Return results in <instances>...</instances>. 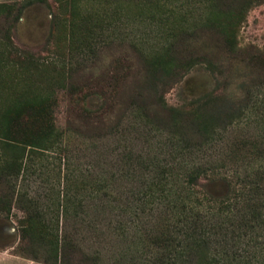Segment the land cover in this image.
Returning a JSON list of instances; mask_svg holds the SVG:
<instances>
[{
    "label": "rangeland",
    "instance_id": "374dc122",
    "mask_svg": "<svg viewBox=\"0 0 264 264\" xmlns=\"http://www.w3.org/2000/svg\"><path fill=\"white\" fill-rule=\"evenodd\" d=\"M246 1L31 0L22 9L11 29L12 41L41 60L53 57L48 48L54 16L64 24L55 64L45 70L48 79L42 87L53 102L51 139L57 143L51 149L25 151L26 168L16 181L17 204L31 206L35 214L30 217L17 206L9 214L0 213V264H54L47 261L46 241L55 244L63 233L75 248L64 264H159L154 235L164 212L148 198L158 192L148 188L158 170L170 167L164 189L179 208L203 194L227 196L230 181L243 176L246 162L253 170L264 166V0ZM234 8L241 9L224 10ZM72 19L77 37L92 29L99 42L94 45L95 38H89V45L70 49ZM3 25L7 20L0 13V32ZM136 48L162 65L172 63L169 48L175 56L195 61L162 97L169 107L193 113L199 129L188 117L179 118L175 131L165 114L140 118L136 110L125 108L121 96L109 110H99L102 99L94 92L85 100L95 113L91 123L79 116L71 92L78 86L88 91L102 87L108 64L115 58L135 62ZM4 74L1 121L13 128L15 117L32 106L34 114L40 113L41 126H28L29 131L43 135L49 116L41 107L47 95L30 99L28 83L23 90L20 78ZM64 156L69 160L67 180ZM203 168L190 182L189 174ZM6 193L7 186L0 184V195ZM257 238L264 241V235ZM231 242L226 236L229 249ZM219 243L220 235L211 234L209 244L217 248ZM179 260L197 264L193 254ZM225 261L220 264H264V252L258 249L249 263L232 256Z\"/></svg>",
    "mask_w": 264,
    "mask_h": 264
},
{
    "label": "trees",
    "instance_id": "16d2710c",
    "mask_svg": "<svg viewBox=\"0 0 264 264\" xmlns=\"http://www.w3.org/2000/svg\"><path fill=\"white\" fill-rule=\"evenodd\" d=\"M29 3H31V0H26L19 5L16 3L0 4V13L4 14L7 20V25H3L0 32V74L16 75L22 80L20 82L22 85L19 87L23 90L25 88L23 83H28V94H24H27V97L30 96V99L43 98L42 94L47 95L44 99L47 100L48 98V102L45 106L42 105L41 111L43 110L45 116H49V121L44 128V134L35 135L29 131L28 126L38 125L40 127L41 124L38 120L41 116L40 113L34 114L32 106L26 108V110L23 109L15 117L13 128H9L5 121H1L0 118L1 126L3 124L2 127L0 126V147L4 150V152H0V184L7 186V193L0 195V213L9 214L12 207L17 206L18 208L22 207L23 210L26 209V213L32 217L35 213L29 210L31 206L27 209V206L17 204L20 199V192L16 190V181L19 177L22 178L26 168L25 161L28 157V154L25 153L26 149L30 152L51 149L57 143L55 137L51 139L55 132L51 110L53 102L48 97L49 92H45L46 90L42 87L48 79L45 70L51 64H55L54 54L57 51V40L59 34L63 33L61 30L62 26L64 29V24L57 16H54L49 36L52 47L48 48L53 57H42L41 60L33 53L17 47L12 41L11 29L22 9ZM240 9L224 10L234 11ZM14 11L16 14L12 16ZM76 26V20L72 19L68 39L70 49L77 48L83 43L86 46L89 45V38H95L94 45L99 42L100 38L96 39L95 34H93L94 31L90 28L83 35V38L77 37L75 35ZM135 57V62L126 58L113 59L108 64V72L102 87L88 91L84 87L78 86L76 93L71 92L72 96L75 95L71 104L77 108L79 116L84 117L91 123L95 113L85 105V100L89 92H94L100 95L102 99L99 110H105L106 107L109 110L116 102L114 100L118 97L120 99L121 96L122 99L125 97V108L127 106L131 110H136L137 116L140 118L144 117L145 119L150 116V113L156 116L165 114L168 117L170 116L171 119L168 123L173 126L172 130L175 131L176 126L181 123L179 118L188 117L190 122L199 129L196 126L197 119L193 113L169 107L162 97V91L164 92L168 86L174 83L195 61L191 58L184 59L182 56H175L174 50L170 48L169 60H172V63L169 65L155 62L152 57L143 55L137 48ZM69 76L70 74L68 78ZM7 82L11 83V81ZM67 86L65 81L62 87L66 88ZM4 87L3 89L6 90V86ZM147 97H151V100L146 103ZM196 105H201V103L197 101ZM5 110V107L0 104L2 115H4ZM38 131L42 132V128ZM178 142L179 140L176 139L175 144H179ZM8 150L11 152L7 153ZM63 158L67 169L63 172V176L67 180L69 160L65 156ZM244 164L243 176H237L234 182L233 180L230 181L231 190L227 196L218 199L203 194L201 197L193 198L192 203L182 202L179 208L178 206L174 207L173 203L166 198L167 194L164 189L167 181L165 175L169 173L170 167L157 171V177L150 180L148 188L151 191L157 190L158 192H150L151 195L148 198L154 203H159L164 212L163 221L154 235V243L158 254H160L157 258L159 264H178L179 257L183 258L185 255L192 254L195 255L197 264L226 263L225 259L230 256L237 257L238 261L244 259L246 260L245 263H249L258 249L264 252V241H257V235H264V166L260 164L256 170H253L255 168L246 167L247 164H250L249 162ZM205 168L209 169V165ZM205 168L193 170V173L189 174V181L193 182L200 176V173L206 171ZM188 193L192 194L189 191L185 192V194ZM186 197L188 198V195ZM189 197L192 198L190 195ZM222 215H224V219L220 221ZM49 227L53 229L51 226ZM211 234L220 235L223 244L219 243L217 248L211 246L209 244ZM226 236L232 239L231 249H229L228 244H224ZM46 243L48 244L47 250L50 256V260L47 261L54 264H64L75 251L69 236L64 233L61 237L59 236L57 242H54L55 244L47 241Z\"/></svg>",
    "mask_w": 264,
    "mask_h": 264
}]
</instances>
